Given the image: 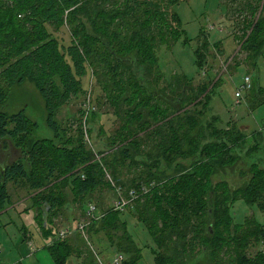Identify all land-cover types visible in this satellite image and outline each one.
Returning <instances> with one entry per match:
<instances>
[{
    "label": "trees",
    "instance_id": "16d2710c",
    "mask_svg": "<svg viewBox=\"0 0 264 264\" xmlns=\"http://www.w3.org/2000/svg\"><path fill=\"white\" fill-rule=\"evenodd\" d=\"M181 1L0 0V76L10 91L26 81L35 85L53 133L36 138L39 123L26 107L11 112L7 93L0 92V140H12L20 151L17 160L0 164V212L13 204L14 190L33 196L57 264H67L73 253L81 252L70 240L73 236L57 238L55 222L69 204L68 187L82 200L81 215L90 219L87 234L99 248L96 254L84 245V264L99 263L98 255L106 264L121 254L124 264L140 261L142 252L128 230L125 212L111 204L101 215H89V200L102 185L112 188L115 200L120 199L119 188L128 198L131 190L139 192L128 208L133 205L152 236L156 264H264V224L253 217L237 223L233 216L235 202L242 199L264 211V168L251 158L264 152V131L255 130L250 137L237 124H214L222 122L210 113L214 82L196 88L187 76L176 77L165 89L170 96L158 88L163 72L157 51L185 33L177 26L182 24L180 15L169 11V5ZM261 2L245 0L243 6L251 12L252 19L245 21L253 30L242 48L257 57L264 53ZM66 25L71 27L68 47L54 33ZM90 53L98 57L95 64L102 57L115 75L120 74L118 67L128 75L116 78L121 92L111 103L118 106L121 125L108 143L100 139L101 159L81 126L78 138L67 139L68 129L56 117L82 91L81 81L94 65ZM197 64L203 70V61ZM242 164L248 170L235 186V167ZM122 168L135 174L122 179ZM106 243L116 252L102 249ZM253 244L260 246L250 254Z\"/></svg>",
    "mask_w": 264,
    "mask_h": 264
},
{
    "label": "rangeland",
    "instance_id": "374dc122",
    "mask_svg": "<svg viewBox=\"0 0 264 264\" xmlns=\"http://www.w3.org/2000/svg\"><path fill=\"white\" fill-rule=\"evenodd\" d=\"M244 3L245 0H183L175 5H169V11L177 12L180 15L182 24H177V26L180 30H184L185 33L177 40L171 37L172 40L164 42L163 46L160 45L162 47L157 51L158 55L160 54L159 63L163 72L158 88H162V91H164L166 86L174 82L176 77L183 78L184 76H187L196 88L203 83L214 82L212 86L216 83L210 94V113L213 114V117L219 116L222 122L218 124L216 121L214 124L218 127H226L229 122L230 125L237 124L244 134L251 137L252 135L250 134H253L255 130L264 131V53L257 57L255 51L253 52L246 47L242 48L253 30L252 24L245 21V19H252V16L249 10L243 8L245 6ZM262 3H264V0L257 5L260 6ZM261 9L262 7L260 6L259 15ZM70 28L66 25L54 32L61 44L66 47L70 45L71 41ZM95 46L97 48L95 51H98L97 55L102 56L101 47H98L99 45ZM90 48L92 49L91 46ZM83 51L85 52L84 48ZM97 59L98 57H96L95 53H90V62L94 63ZM197 60L203 61V70L198 67ZM113 64L118 67L117 63L113 62ZM94 65H91L81 81L82 91L64 104L56 117L61 122L62 128L68 129L67 134L64 135L67 139L78 138L81 126L88 144L94 147L97 158L101 159L102 154L100 151H103V149L98 146L100 139L108 143L109 137L115 135L121 125V118L116 114L118 106L111 103L115 101L116 96H119L121 92L118 89L117 79L118 77L126 79L128 75L121 67H118L120 74L115 75L110 63L104 61L102 57ZM96 71L98 74L95 73ZM247 77H250L251 88L241 94L240 97H237L236 92L246 81ZM0 92L7 93L9 97L7 104L11 112L26 107L29 117L39 123L35 135L36 138L52 137L53 133L46 125L44 99L32 82L26 81L23 85L14 86L10 91L8 82L0 76ZM167 92L165 90V93L170 96L171 93ZM110 95L112 96L111 99ZM198 102L199 100L193 104ZM94 111L97 112L96 116L92 114ZM210 113L208 114V117L210 116L209 120L213 119ZM96 142L97 146L95 148ZM13 143L12 140H0V164L3 166L19 158L20 151L14 147ZM148 147L150 146L146 147L147 151L151 149ZM263 153L254 154L251 158L254 160L258 159V163L264 168ZM236 168L235 184L234 182L233 184L240 186L243 180L241 174H246L248 169L244 164L241 167L236 166ZM128 170V168H122V179L127 180L135 174L133 171V174H130L131 172ZM108 176L110 175L108 174ZM10 187L12 190L15 189L12 185ZM111 189L102 185L93 192L89 203L97 206L96 216L101 215L116 201L114 191ZM68 192L70 195L67 199L69 204H66V212L64 210L61 220L55 222L58 236L64 229H77L80 224H84L88 219V217L81 215L82 200L80 197L76 199L69 187ZM12 194L14 198L11 206H15L11 209V213L0 214L2 219L19 218L20 213L17 210L25 208L26 211L29 204V202L26 203L24 207V201L29 196L26 190H14ZM30 197L32 198L33 196ZM21 200L24 201L18 204ZM124 212L126 213L125 219L128 221V230L142 252V254H138L142 256L138 264H156L152 250L156 246L147 227L138 218L133 205L129 208L127 207ZM233 216L237 223H243L247 217H253L264 224V211L256 205L248 204L243 199L235 202ZM32 218L34 220V217ZM23 219L26 223L29 220L28 217H23ZM30 229L35 235L42 234L40 227H38V231L35 228ZM73 233L70 232L67 237L72 236ZM70 240L75 243L81 240L85 246H91L93 253L99 254V248L93 246L94 243L91 242L87 231L86 235H80L79 233L78 238L76 236ZM78 243L76 247L80 246L81 252L73 253L67 264H84L88 253ZM259 246L253 244L249 253L255 254ZM102 247L108 252L110 250L112 253L116 252L109 247L108 243ZM261 249L264 250V243L261 244ZM0 251L1 255L3 252L1 248ZM98 256L103 260V255ZM2 257L0 256V263L4 262ZM113 258L114 256L110 260ZM111 263L112 261L109 264Z\"/></svg>",
    "mask_w": 264,
    "mask_h": 264
},
{
    "label": "crops",
    "instance_id": "0c3cea01",
    "mask_svg": "<svg viewBox=\"0 0 264 264\" xmlns=\"http://www.w3.org/2000/svg\"><path fill=\"white\" fill-rule=\"evenodd\" d=\"M29 198H26L27 202L24 200L18 202L19 204L24 201V207L29 202L26 211L25 208L17 210L20 213L19 218L2 219L0 216V248L3 251L0 256H3L4 264H57L50 249L51 240L47 239L43 232L42 234L35 235L30 231L32 230L30 228H35L38 231V227L41 224L38 218V208L33 205L32 198ZM14 206H10L0 214L11 213V209ZM23 217L29 218L27 223ZM32 217H34V220ZM56 221H59V219H56ZM76 234L77 232L72 236L76 237ZM78 242L79 245L84 247L81 240Z\"/></svg>",
    "mask_w": 264,
    "mask_h": 264
},
{
    "label": "built area",
    "instance_id": "2783aa9c",
    "mask_svg": "<svg viewBox=\"0 0 264 264\" xmlns=\"http://www.w3.org/2000/svg\"><path fill=\"white\" fill-rule=\"evenodd\" d=\"M250 88H251V80L250 77H247L246 81L241 85L240 89L236 92L237 97H240L241 94L248 91ZM118 191H119L120 199L113 202V209L124 212L129 205L134 203V200L138 197L139 192L138 191L136 192L135 190H131L128 198L127 196L124 195V193L120 188L118 189ZM95 211H96V206L90 205L89 215L94 217ZM89 220H86V222L82 225L80 224L77 227V229L74 230L64 229V231H62L61 234L59 233V236L57 235V238H63V239L67 238L68 236L67 234H69L70 232L71 233L81 232L83 235H86V229L89 226ZM98 260H99V264H106L101 258H99V256H98ZM124 261H125V256L121 254L116 256L111 264H124Z\"/></svg>",
    "mask_w": 264,
    "mask_h": 264
}]
</instances>
